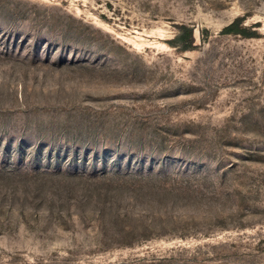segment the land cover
Returning a JSON list of instances; mask_svg holds the SVG:
<instances>
[{
  "label": "rangeland",
  "instance_id": "374dc122",
  "mask_svg": "<svg viewBox=\"0 0 264 264\" xmlns=\"http://www.w3.org/2000/svg\"><path fill=\"white\" fill-rule=\"evenodd\" d=\"M0 264H264V0H0Z\"/></svg>",
  "mask_w": 264,
  "mask_h": 264
},
{
  "label": "trees",
  "instance_id": "16d2710c",
  "mask_svg": "<svg viewBox=\"0 0 264 264\" xmlns=\"http://www.w3.org/2000/svg\"><path fill=\"white\" fill-rule=\"evenodd\" d=\"M240 31L241 30H240V28L238 26V23L234 22L231 25H229L227 28H225L223 30V33H225V34H231V33L238 34V33H240Z\"/></svg>",
  "mask_w": 264,
  "mask_h": 264
}]
</instances>
